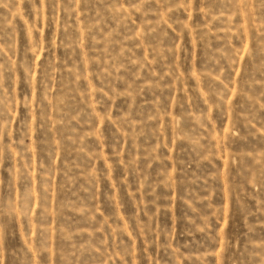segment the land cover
Segmentation results:
<instances>
[{
  "label": "rangeland",
  "instance_id": "374dc122",
  "mask_svg": "<svg viewBox=\"0 0 264 264\" xmlns=\"http://www.w3.org/2000/svg\"><path fill=\"white\" fill-rule=\"evenodd\" d=\"M0 264H264V0H0Z\"/></svg>",
  "mask_w": 264,
  "mask_h": 264
}]
</instances>
